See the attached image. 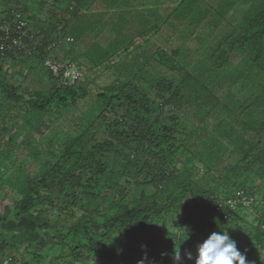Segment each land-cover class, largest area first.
Returning <instances> with one entry per match:
<instances>
[{
  "label": "trees",
  "instance_id": "trees-1",
  "mask_svg": "<svg viewBox=\"0 0 264 264\" xmlns=\"http://www.w3.org/2000/svg\"><path fill=\"white\" fill-rule=\"evenodd\" d=\"M76 2L85 4L0 0V25L19 12L35 41L31 55L0 54V193L19 196L8 216L0 213V264H177L179 250L182 257L188 251L193 255L182 264H195L197 246L219 231H228L246 264H264V194L262 202L253 200L258 206L231 210L222 204L237 190L255 199L249 185L264 178V112L249 125L220 128L218 122L224 130L219 135L227 140L215 146L201 138L199 128L218 110L214 101L232 103L229 91H215L225 80L215 86L202 82L203 95L191 90L185 97L183 82L176 83L173 74L153 81L140 68L145 82L126 71V79L95 92L96 107L80 115L78 105L90 96L91 83L85 78L56 87L42 63L51 42L58 44L65 35L72 42L86 38L71 31L75 25L85 30L94 14L82 13ZM236 31L211 51V68L223 76L227 69L220 68L228 58L247 48V67L264 74L251 69L264 62V0ZM162 51L156 49L149 66L172 71L179 51ZM40 69L47 86L27 87L25 79L33 81ZM241 98L236 110L243 102L248 110L257 107L264 88ZM66 111L73 116L70 127L47 133L55 114ZM185 131L196 139L187 141ZM201 146L205 152H194ZM23 148L33 162L16 160ZM246 210L252 219H246Z\"/></svg>",
  "mask_w": 264,
  "mask_h": 264
},
{
  "label": "rangeland",
  "instance_id": "rangeland-1",
  "mask_svg": "<svg viewBox=\"0 0 264 264\" xmlns=\"http://www.w3.org/2000/svg\"><path fill=\"white\" fill-rule=\"evenodd\" d=\"M171 2L172 0H157ZM205 4H202L201 0H184L183 4L176 9H172L168 13V18L164 19V24L161 25V31L152 32L150 34V39L147 43H142V46H122L119 50L113 49V47H117L116 44L107 43V41L103 38V34L105 30L108 32L111 29L106 27V24H109V20L107 18L103 19H94V26H98V21L103 22V28L100 29L99 36H101V40L94 38L92 34H84L83 42H65L62 45H58L54 47V55L60 61H66L68 57H70L75 62L83 65L86 69L85 78L88 80L89 84L88 89L90 92V96L86 98L87 101H83L84 104H79L77 108V112L81 115L87 114L90 109L96 107V103L92 102L93 94L98 92L103 87L111 86L116 84V82H120L121 78L126 79L125 76L126 71H131L132 73L139 74V82L143 83L145 80L142 79L141 69L145 71L153 72L146 76L144 73V78L157 80L160 77H165L166 75L173 74V78L176 83L183 82V87L181 89V94L185 97H188L192 94L190 92L193 90L194 96H201L204 89L200 88L202 82H205V85H213L215 86L220 78H223L221 89L215 87V91L217 92H226L231 94V104L227 101L230 99L227 98L224 101L217 99L218 101H214L215 108L218 109L215 112H210L208 118L204 122V125L200 127V132L204 133L201 135V138L210 141L212 144H216L215 142H219L223 144L227 140V137H222L221 132L224 131L220 128H227L229 125H236L238 123L245 122L248 125L254 121L255 117L260 116L264 112V98L262 102L258 100L257 107L251 108L248 110L246 108L247 103H242L241 111L236 110V105L238 103V99L241 100L242 96H247L250 92L254 90L262 91L264 88V74L262 73H252L247 65L249 64L248 56H247V48H243V52H239L237 58L230 57L225 62L223 67L220 69H227L225 74L217 71H213L211 68L212 60L210 58L211 51L216 48L219 43H223L224 40L228 39L227 36L237 35L236 28L242 27L245 20L254 14L257 10L259 3L262 0H225L223 3L222 0H204ZM136 2L130 1L127 3V0H120L117 4L120 11H118V16H123L128 6L134 5ZM207 8V9H204ZM200 9L204 11H211L209 14L204 15L203 17L196 18L195 10ZM165 9H163L162 5L159 7L157 11H147L150 15L154 14V19H150L153 22H157V19L160 15L164 13ZM86 13V11H84ZM160 14V15H159ZM156 18V19H155ZM134 19V17H132ZM128 23L129 26L133 25V21L143 22L147 20V17L142 15L137 16L134 20ZM203 22H210L213 25L205 29L200 26L198 23L200 20ZM11 21V19H9ZM127 18L125 16V22ZM158 22H161L159 19ZM138 24V23H137ZM91 25V24H90ZM88 25V27H90ZM119 27V25H118ZM206 30L208 32H206ZM193 31L196 34H193ZM97 36V35H96ZM130 36L129 34L119 35L118 39H125V37ZM98 37V36H97ZM149 37V35H148ZM160 37H163L161 39ZM65 38V36H63ZM126 40V39H125ZM158 41V42H156ZM103 47H106V50L101 49L99 44ZM121 44V43H119ZM110 46V47H108ZM162 49L164 51H169L171 49L177 48L179 51L178 57L175 58L176 68L172 71H167L164 69L165 67L154 68L150 64V56L157 49ZM162 51V52H163ZM164 53V52H163ZM24 57H21L20 60H23ZM228 64V65H227ZM44 66V65H43ZM141 68V69H140ZM114 69V70H113ZM224 69V70H225ZM251 69H261L264 71V62L262 64H258L257 67ZM41 70V69H40ZM42 71V70H41ZM37 75L34 77L33 81H28L25 79L24 84L27 87H35V88H44L48 84V79H46V75L44 71L37 72ZM261 74V76H259ZM16 75L17 79H21ZM245 75V76H243ZM222 76V77H221ZM243 76V77H242ZM216 78V79H215ZM52 80V77H51ZM53 81V80H52ZM125 81V80H124ZM237 81V82H234ZM247 85H242L244 83ZM243 86L246 88H243ZM243 89H242V88ZM141 88L144 89L142 86ZM250 88V89H249ZM215 96L219 98V94L215 93ZM191 99V98H190ZM261 99V97L259 98ZM212 102H208V105H211ZM224 105L225 108L222 106ZM263 109V110H262ZM188 110H186L187 112ZM177 112V111H176ZM240 112V113H239ZM178 115L184 117L185 114L179 110ZM201 113L198 111L196 115ZM237 113H239L237 115ZM256 115V116H255ZM54 119H51L53 122L51 129L47 132L50 133L53 129L54 131H60L61 133L65 132L66 129L70 127V122H72V114L69 111L64 112L61 116H54ZM221 118V119H220ZM56 119V120H55ZM196 119V117H194ZM218 122L221 123V127L217 128ZM21 133H23L22 130ZM20 133V134H21ZM188 131H185L187 136V141L189 138H192L194 134L188 136ZM216 134V135H214ZM195 138V137H193ZM196 139V138H195ZM224 139V140H223ZM1 140V139H0ZM206 141V142H207ZM3 140L1 141V144ZM29 143L28 139H24L23 145H27ZM188 144V143H187ZM201 145V144H199ZM216 146V145H215ZM214 146V147H215ZM225 147H229L225 145ZM4 150V149H2ZM10 150V149H9ZM194 152H205V147L201 146L200 148L194 147ZM2 153V151L0 152ZM221 155V151L218 152ZM17 161H22L24 163L33 162V155L29 153L28 148H23L21 151L17 152ZM237 156V153L234 154ZM219 157V155H218ZM221 157L220 159H222ZM183 159V157H182ZM36 161V160H35ZM37 162V161H36ZM35 162V163H36ZM7 162H5L4 166H6ZM202 173V170L200 171ZM251 189L254 191V201H261L262 194H264V178H257L253 183H250ZM19 199V196L13 195L10 197H4L3 193H0V213L3 216H8L10 212V208L13 206V202ZM213 201H211L212 203ZM264 202V201H263ZM258 206L257 202H253L251 206ZM250 207V206H249ZM247 212L248 220L253 218V215Z\"/></svg>",
  "mask_w": 264,
  "mask_h": 264
},
{
  "label": "crops",
  "instance_id": "crops-1",
  "mask_svg": "<svg viewBox=\"0 0 264 264\" xmlns=\"http://www.w3.org/2000/svg\"><path fill=\"white\" fill-rule=\"evenodd\" d=\"M83 1L85 3L84 5H82L81 3H78L79 4L78 5L76 2V6L81 7L82 13H84V11H86V13H88V14H94L93 20L95 18L97 20L107 18L109 20V24H106V27L107 26H109V28L116 27V28L111 29L110 32L105 30V33L103 34V38L107 41V43L116 44L117 47H113V49H115V50H119L120 48H122V46L140 47V46H142V43H144V42L147 43V41L150 39V34L152 32H154V34L156 32H159V31L162 32L161 25L164 24V19L168 18L169 11L172 9L178 8L184 2V0H172L171 2H166V1L157 2V0H127V3H129L130 1H133L136 3L134 5L128 6V8L125 10L126 12L123 13V16H118L116 14H118V11H120V10H119L117 4L120 0H83ZM222 1H223V3H225V0H222ZM201 2H202V4H205L204 0H201ZM161 5H162L163 9H165L164 13L162 15L159 14L160 16L157 19V22L151 21L150 19H154V14L150 15L149 13H147V11H149V10L152 12L157 11ZM204 9H207V8H204ZM116 10H118V11H116ZM210 12L211 11H204V10L196 9L195 10V16H196V18L203 17L204 15H207ZM140 15H142V17L146 16L147 20H145L143 22L133 21L132 26L128 25V23H130L132 17H134V19H135V18H137V16H140ZM125 16L127 18L126 22H125ZM134 19H132V20H134ZM159 19L161 20V22H158ZM93 20H92L90 27L87 26L85 30H83L79 26L75 25L71 32H74L77 35L79 33H84V34L90 33V34L94 35V38L96 37V39L101 40V36H99V32H101L100 29L103 28L104 24H103V22L98 21V26H94ZM198 24L205 29H208L213 25L210 22H203L202 19L200 20V22ZM118 25H119V27H118ZM206 32H208V31L206 30ZM125 34L130 35V36L125 37L126 40L125 39H118L119 35H125ZM193 34H196V33L193 31ZM148 35H149V37H148ZM160 38L163 39V37H160ZM72 40H73V38L70 35H65V38L62 37L60 42L58 44L57 43L55 44V47L60 45V44L62 45L65 42H72ZM156 42H158V41H156ZM119 43H121V44H119ZM99 46L101 47V49L106 50V47H103L100 44H99ZM108 47H110V46H108ZM53 53H54V49L52 51V55L54 57H56ZM67 60L72 61V59L70 57H68ZM77 64H79V63H77ZM80 66L84 67L81 64H80ZM116 83H118V82H116Z\"/></svg>",
  "mask_w": 264,
  "mask_h": 264
},
{
  "label": "built area",
  "instance_id": "built-area-1",
  "mask_svg": "<svg viewBox=\"0 0 264 264\" xmlns=\"http://www.w3.org/2000/svg\"><path fill=\"white\" fill-rule=\"evenodd\" d=\"M25 18L19 12H13L11 21L0 25V54L3 55L9 50H17L21 55H31L35 46L33 40L34 32L29 31ZM55 42H51L44 49V67L51 73L52 77H57L53 81L54 85L59 88L71 87L83 81L86 76V69L73 61H60L54 58L52 51ZM254 198L251 194L245 193L244 190H237L233 197L222 202L231 210L239 208H248ZM214 205V201L211 203Z\"/></svg>",
  "mask_w": 264,
  "mask_h": 264
},
{
  "label": "clouds",
  "instance_id": "clouds-1",
  "mask_svg": "<svg viewBox=\"0 0 264 264\" xmlns=\"http://www.w3.org/2000/svg\"><path fill=\"white\" fill-rule=\"evenodd\" d=\"M184 257L193 259L190 251L186 252ZM184 257L181 256L180 250L174 254L177 264H182ZM195 264H246V257L238 249L236 241L230 238L228 231H219L212 232L197 246Z\"/></svg>",
  "mask_w": 264,
  "mask_h": 264
},
{
  "label": "bare ground",
  "instance_id": "bare-ground-1",
  "mask_svg": "<svg viewBox=\"0 0 264 264\" xmlns=\"http://www.w3.org/2000/svg\"><path fill=\"white\" fill-rule=\"evenodd\" d=\"M54 58H56V57H54ZM56 59H57V58H56ZM57 60H59V59H57ZM69 61H70V60H69ZM42 63H43V65H44L43 57H42ZM56 79H58V78H57V77H54V76L52 77V80H53V81H55Z\"/></svg>",
  "mask_w": 264,
  "mask_h": 264
}]
</instances>
